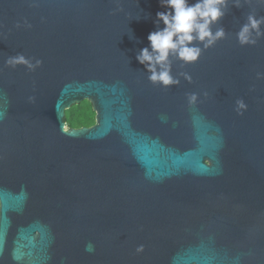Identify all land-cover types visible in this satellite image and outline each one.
<instances>
[{
  "label": "water",
  "instance_id": "water-1",
  "mask_svg": "<svg viewBox=\"0 0 264 264\" xmlns=\"http://www.w3.org/2000/svg\"><path fill=\"white\" fill-rule=\"evenodd\" d=\"M158 11L160 0H0V264H264V38L236 40L264 4L230 0L211 25L226 39L183 68L170 55L169 87L136 59L164 27ZM18 53L43 64L6 68ZM86 99L95 123L66 128Z\"/></svg>",
  "mask_w": 264,
  "mask_h": 264
},
{
  "label": "clouds",
  "instance_id": "clouds-1",
  "mask_svg": "<svg viewBox=\"0 0 264 264\" xmlns=\"http://www.w3.org/2000/svg\"><path fill=\"white\" fill-rule=\"evenodd\" d=\"M259 2L264 4V0H259ZM229 3L230 0H196L195 3H189V0H160V6L165 11H158L156 18L157 21L163 22L164 27L148 34L147 39L151 52L148 47H145L136 57L138 62L145 65L150 73L148 81L163 87L179 85L180 79L172 75L169 56L173 55L182 61L181 67L183 68L198 62L203 51L215 46L218 41L226 39L227 33L223 27L217 28L213 33L211 25L217 24L224 17ZM232 5L240 7L241 0H232ZM24 24L27 28H31V24L27 21ZM261 25H264V16L257 18L255 15L249 14L247 22L236 33L239 45L241 47L257 45L258 41L264 38V30L261 29ZM20 26L19 23L16 25L18 28ZM193 41L202 43L203 48L191 46ZM42 64V60L36 59L33 62L32 59L21 53L8 56L4 60L6 68L15 69L17 66L24 65L30 71H35ZM179 76H182L188 83H192V76L189 73L180 72ZM256 79H264V72H257ZM203 95L207 98L208 93L204 92ZM28 102L34 103L35 97H28ZM198 102V93L187 94L189 107L197 105ZM234 110L237 115H243L248 110V105L242 98L237 99ZM144 251L143 244L138 245L135 249L137 255Z\"/></svg>",
  "mask_w": 264,
  "mask_h": 264
},
{
  "label": "trees",
  "instance_id": "trees-1",
  "mask_svg": "<svg viewBox=\"0 0 264 264\" xmlns=\"http://www.w3.org/2000/svg\"><path fill=\"white\" fill-rule=\"evenodd\" d=\"M65 120H70L72 127L91 126L94 124V118L85 102L73 107L71 112L65 116Z\"/></svg>",
  "mask_w": 264,
  "mask_h": 264
},
{
  "label": "rangeland",
  "instance_id": "rangeland-1",
  "mask_svg": "<svg viewBox=\"0 0 264 264\" xmlns=\"http://www.w3.org/2000/svg\"><path fill=\"white\" fill-rule=\"evenodd\" d=\"M83 102H85V105L89 108V111H90V114L93 116V118H94V123H95V121H96V111L93 109V105H92V103L89 101V100H84V101H82L81 103H83ZM75 106H77V104H75V105H73L70 109H67L66 110V115L68 114V113H70L71 112V109L73 108V107H75ZM72 126H71V124H70V120H67L66 121V128H71Z\"/></svg>",
  "mask_w": 264,
  "mask_h": 264
}]
</instances>
